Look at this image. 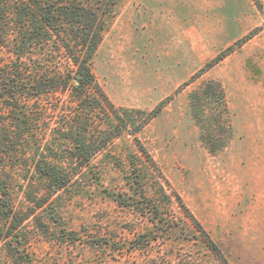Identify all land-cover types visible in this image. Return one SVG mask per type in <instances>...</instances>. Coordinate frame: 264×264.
<instances>
[{
  "label": "rangeland",
  "instance_id": "rangeland-1",
  "mask_svg": "<svg viewBox=\"0 0 264 264\" xmlns=\"http://www.w3.org/2000/svg\"><path fill=\"white\" fill-rule=\"evenodd\" d=\"M263 11L253 0H120L92 62L131 126L89 172L116 185L115 165L140 142L222 258L186 240L192 226L178 205L162 210L169 231L148 242L138 237L147 221L96 198L80 176L57 201L62 227H51V237L65 229L57 239L76 232L74 244L47 241L32 224L18 233L34 264H264ZM0 264H16L1 244Z\"/></svg>",
  "mask_w": 264,
  "mask_h": 264
},
{
  "label": "trees",
  "instance_id": "trees-1",
  "mask_svg": "<svg viewBox=\"0 0 264 264\" xmlns=\"http://www.w3.org/2000/svg\"><path fill=\"white\" fill-rule=\"evenodd\" d=\"M119 1L0 0V244L16 264H34L18 235L28 224L47 241L78 240L76 232L57 239L65 229L51 237V227H62L57 201L72 193L80 176L88 191L99 194L96 198L111 199L147 221L151 229L138 237L148 242L154 229L169 231L162 210L178 205L192 226L186 240H199L222 258L179 195L169 192V182L140 142L115 165L116 185L104 186L100 173L89 172L95 156L131 126L92 71ZM253 1L263 11L261 2ZM15 192L23 195L20 205ZM44 212L51 215L44 217Z\"/></svg>",
  "mask_w": 264,
  "mask_h": 264
}]
</instances>
